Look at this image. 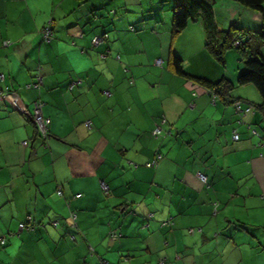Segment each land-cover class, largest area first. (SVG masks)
<instances>
[{
	"label": "crops",
	"instance_id": "crops-1",
	"mask_svg": "<svg viewBox=\"0 0 264 264\" xmlns=\"http://www.w3.org/2000/svg\"><path fill=\"white\" fill-rule=\"evenodd\" d=\"M209 2L218 28L239 27L264 56L254 34L264 10ZM170 7L0 0V264H264V121L242 109L260 95L236 83L238 51L215 62L200 21L172 38ZM171 52L188 77L168 65ZM37 71L40 88H24ZM193 77H224L230 98ZM36 98L50 121L45 142L29 117ZM27 215L38 226L18 230Z\"/></svg>",
	"mask_w": 264,
	"mask_h": 264
},
{
	"label": "trees",
	"instance_id": "trees-1",
	"mask_svg": "<svg viewBox=\"0 0 264 264\" xmlns=\"http://www.w3.org/2000/svg\"><path fill=\"white\" fill-rule=\"evenodd\" d=\"M79 1L83 3L86 0H79ZM238 2L249 9L258 11L259 13H262L264 10V0H238ZM170 9H171V19H170L171 37L173 38L175 35L181 32L190 21H197V20L200 21L204 31L205 48L219 66L224 67L225 64L224 55L229 49L231 48L237 49L243 46L242 49L243 52L241 57L239 58V61L242 62V68L237 74L236 83L239 85H245V84L253 85L257 89L260 95V102L256 105L245 104L246 107L245 105H243L242 109H245L247 107L249 108L250 106H252L253 109H256L260 112V115L264 121V56L261 53L260 48H258L256 44L251 43L252 42L251 38H247L245 40L242 39L240 37V34H244V33H241L242 30L239 27H236L234 24H232L225 30L219 29L216 25V21L214 19L209 0H171ZM51 23L52 22H47V24L44 26V28L47 27L50 32V39L53 38ZM254 34L258 36L260 39H262V41L264 42V26H262L258 31H255ZM236 39H239L240 42L237 46H234V41ZM181 63H182L181 59L174 52H171L168 58V65L172 68L174 72L182 76L188 77L187 73L183 70ZM33 76H34L32 77L33 80L30 83L24 84V88L27 89L40 88V85L36 84L37 77L41 79L40 73L37 71L35 74H33ZM193 78H194L193 80L199 81L201 84L206 85L213 95L220 96L223 100L230 98V91L232 89V84L229 81H227L224 77L216 81H210L201 77H193ZM34 101L42 103V101L39 98L32 100L29 110V117L33 123V126L35 125L34 126L35 136L39 137L43 142H45L51 136L49 129L50 121L48 117L42 114L44 118L48 119V122L46 124V130L44 134H42L38 130L37 125L33 122L31 118L32 103ZM232 104H235L234 101H232ZM85 125L89 127L90 123L85 122ZM157 155L159 156L160 154ZM158 156L156 159H158ZM154 161L156 162V160ZM151 216L152 214H149L147 218ZM25 218L26 221L19 222V223H23L24 225L21 230L33 229V227L38 226L37 223H35V221L32 219V216L27 215ZM19 223H18V227H19ZM38 224L40 226V222ZM49 224L54 227V221L53 222L50 221ZM66 225L67 224H65V226ZM69 225L72 226V224ZM57 226H60L59 223ZM55 229H57V227H55ZM60 229L61 226L57 230ZM68 229L69 232L67 233V237L69 241L73 242L76 240V229L70 226H68ZM112 231H114L116 234L115 239H118L121 236V233L116 231L115 229L110 230V232ZM0 244L1 245L5 244V239H3V242H1L0 240ZM102 261L104 260L102 259Z\"/></svg>",
	"mask_w": 264,
	"mask_h": 264
},
{
	"label": "built area",
	"instance_id": "built-area-1",
	"mask_svg": "<svg viewBox=\"0 0 264 264\" xmlns=\"http://www.w3.org/2000/svg\"><path fill=\"white\" fill-rule=\"evenodd\" d=\"M96 37L98 38V42L97 43H99L101 41V38L99 36L95 35V36H93V38L91 40L92 41V45L97 44V43L94 44V42H93ZM42 38L44 40H46V41H49V39H50V32H49V30H48L47 27L44 28L43 31H42ZM239 42H240V40L239 39H236L234 41V46H237L239 44ZM2 78H3V75L0 74V79H2ZM36 82H37L36 83L37 85H40L41 84V79L39 77H37ZM27 86H29V85H27ZM105 93L108 94L107 91ZM2 96H3V92L0 90V100L2 99ZM41 106H42V103H39L37 101H34L32 103L31 118H32L33 122L37 125L38 130L42 134H44V132L46 130V124L48 122V119L44 118V116L42 115ZM234 106H235V110L236 111H241V105H240V103H236ZM160 131H161L160 127L157 126L153 130L152 135H155V136L156 135H159L160 134ZM253 132L256 133V131H254V130H253ZM233 139L234 140L237 139V133H234L233 134ZM154 165H156V162L155 161L147 162V166H154ZM197 177L200 178L202 181L205 180V176L202 173H199L198 172L197 173ZM100 186H101V188H102V190H103V192L105 194H108L109 193L108 192L109 191V188H108V186H107V184L105 182L101 181L100 182ZM58 194H59V191H58ZM23 226H24L23 223H19L18 229L21 230ZM109 237L111 239H115L116 238L115 232L114 231L110 232L109 233ZM0 240H1V242H3V239L2 238H0ZM101 263H103V262H101ZM160 263H162V261Z\"/></svg>",
	"mask_w": 264,
	"mask_h": 264
},
{
	"label": "rangeland",
	"instance_id": "rangeland-1",
	"mask_svg": "<svg viewBox=\"0 0 264 264\" xmlns=\"http://www.w3.org/2000/svg\"><path fill=\"white\" fill-rule=\"evenodd\" d=\"M216 25H217V23H216ZM217 27H218V25H217ZM220 29V28H219ZM221 30H225V29H221ZM100 37V36H99ZM101 38V40H102V37H100ZM92 42V41H91ZM94 42V44L95 43H97L98 42V38L96 37L95 38V40L93 41ZM98 44V43H97ZM97 44H95V45H97ZM243 46L242 47H240V48H237V49H234V48H231V49H229L228 51H233V52H236L237 53V51L239 52V58L241 57V55H242V52H243ZM237 55H238V53H237ZM240 64L242 63L241 61L239 62ZM229 68H230V71H232L233 70V68H234V66H233V68H232V65L229 63ZM74 216L75 215H70L69 217H70V219H71V221H72V223L75 221V219H74Z\"/></svg>",
	"mask_w": 264,
	"mask_h": 264
},
{
	"label": "bare ground",
	"instance_id": "bare-ground-1",
	"mask_svg": "<svg viewBox=\"0 0 264 264\" xmlns=\"http://www.w3.org/2000/svg\"><path fill=\"white\" fill-rule=\"evenodd\" d=\"M35 126V125H34Z\"/></svg>",
	"mask_w": 264,
	"mask_h": 264
}]
</instances>
